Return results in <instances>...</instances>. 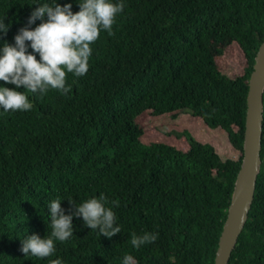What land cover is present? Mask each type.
I'll return each mask as SVG.
<instances>
[{
    "label": "trees",
    "instance_id": "1",
    "mask_svg": "<svg viewBox=\"0 0 264 264\" xmlns=\"http://www.w3.org/2000/svg\"><path fill=\"white\" fill-rule=\"evenodd\" d=\"M32 2L0 0L9 24L0 40L12 43L21 27L35 26L27 24ZM71 4L78 11L76 0ZM263 38L264 0H124L112 34L102 30L91 44L87 73L67 74L69 94L29 93L31 110H0V264H50L56 257L64 264H121L125 254L136 264H214L243 160L248 79ZM229 47L242 61L235 74L224 63ZM186 110L223 129L240 156L223 160L190 129L172 132L186 138L188 149L142 140L140 116ZM261 159L228 264H264V121ZM100 194L120 233L99 236L74 217L73 236L57 241L52 257L23 256L24 236L50 232V200L60 198L68 212V199ZM133 233L157 239L134 249Z\"/></svg>",
    "mask_w": 264,
    "mask_h": 264
},
{
    "label": "clouds",
    "instance_id": "2",
    "mask_svg": "<svg viewBox=\"0 0 264 264\" xmlns=\"http://www.w3.org/2000/svg\"><path fill=\"white\" fill-rule=\"evenodd\" d=\"M78 11H72L71 0L60 4L57 0H33L27 24L12 38V43L0 40V110L29 111L33 104L29 93L43 96L49 90L67 95L71 85L66 82L68 73L73 77L84 76L89 68L91 44L100 32L112 34V25L124 9V0H76ZM39 20V23H35ZM9 24L0 16V34H6ZM31 51H28V49ZM22 89V90H20ZM72 205L66 212L60 198L47 204L50 232L48 235L32 233L21 239L20 251L25 257L45 259L56 252L55 243L73 236V218H82L83 226L96 230L105 237L121 232L116 223V213L108 206L105 195L92 196L79 203L68 199ZM117 204L118 202L112 201ZM154 233L131 236L134 249L154 244ZM50 264H64L59 257ZM121 264H136L135 257L125 254Z\"/></svg>",
    "mask_w": 264,
    "mask_h": 264
},
{
    "label": "water",
    "instance_id": "3",
    "mask_svg": "<svg viewBox=\"0 0 264 264\" xmlns=\"http://www.w3.org/2000/svg\"><path fill=\"white\" fill-rule=\"evenodd\" d=\"M243 160L227 209L214 264H228L248 219L257 177L262 166L264 121V38L259 44L249 76Z\"/></svg>",
    "mask_w": 264,
    "mask_h": 264
},
{
    "label": "rangeland",
    "instance_id": "4",
    "mask_svg": "<svg viewBox=\"0 0 264 264\" xmlns=\"http://www.w3.org/2000/svg\"><path fill=\"white\" fill-rule=\"evenodd\" d=\"M224 56V63L229 62L228 71L235 74L242 64L235 47H229ZM137 122L144 129L142 140L145 143L164 142L188 149L189 147L186 144L183 145V141L186 143V138L177 139L172 132L190 129L203 142L212 143L223 160L237 159L240 156L230 145L228 136L223 129L209 127L204 120L193 117L188 110L181 111L177 117H173L172 114L154 116L147 112L140 116Z\"/></svg>",
    "mask_w": 264,
    "mask_h": 264
}]
</instances>
